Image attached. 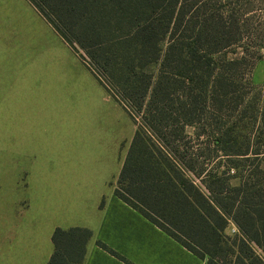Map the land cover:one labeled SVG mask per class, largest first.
<instances>
[{"label":"trees","instance_id":"trees-1","mask_svg":"<svg viewBox=\"0 0 264 264\" xmlns=\"http://www.w3.org/2000/svg\"><path fill=\"white\" fill-rule=\"evenodd\" d=\"M30 2L136 126L116 195L209 264H264V88L246 53L264 0ZM92 237L56 228L46 264H83Z\"/></svg>","mask_w":264,"mask_h":264},{"label":"rangeland","instance_id":"rangeland-1","mask_svg":"<svg viewBox=\"0 0 264 264\" xmlns=\"http://www.w3.org/2000/svg\"><path fill=\"white\" fill-rule=\"evenodd\" d=\"M23 3L0 0V127L5 128V135L0 133V264H36L39 259L30 260L27 252L51 256L52 234L61 222L55 182L90 178V189L80 191L85 197L65 200L69 204L63 207V213L85 210L95 189L114 191L136 130L127 111L85 65L80 55L87 54L66 44ZM18 7L22 22L17 18L8 40L7 18ZM248 49L254 53L249 63L253 85L264 88V45ZM186 130L194 132L192 126ZM227 232L234 233V227Z\"/></svg>","mask_w":264,"mask_h":264},{"label":"crops","instance_id":"crops-1","mask_svg":"<svg viewBox=\"0 0 264 264\" xmlns=\"http://www.w3.org/2000/svg\"><path fill=\"white\" fill-rule=\"evenodd\" d=\"M25 3L31 5L32 8L35 9L34 11L40 17V22L46 21L47 25L57 32L30 0H24L23 4ZM20 10L21 8L18 7L14 11V14H11L10 17L7 18V23L9 28H11L9 29L8 40L11 38L12 32L10 30L13 31L15 28L17 18H19V24L22 22L21 17L18 16ZM4 20H6L5 17ZM58 35L61 37L59 33ZM28 37L30 38L29 35ZM64 42L66 41L64 40ZM66 44L68 43L66 42ZM8 46L9 44L6 43V50ZM3 66L6 67V64ZM17 66L21 67V65ZM39 83H41V81H39ZM4 129V127H0V133L5 135ZM11 144L12 143L8 146ZM89 182H91V180L88 177L60 178L55 182L57 188L55 203L60 207L58 214L60 215L61 221L60 223H56L55 227L63 229L84 227L93 231V237L89 241L87 255L83 264H209L206 259H202L194 254L163 229L150 221L141 212L117 196L115 187L114 191H105L104 187L95 189L96 193L89 197L91 201L90 203L88 202L89 205H86L87 207L85 210H68L63 213V207L65 208V205L69 204V202L65 200L81 199L85 197V194L80 191L83 188L90 189L87 185ZM58 188L61 190L58 191ZM104 197L105 202L101 205V201ZM64 215L66 217L62 222ZM97 241L104 243L118 255L113 254L109 249L101 247L97 244ZM11 246L12 245L9 247L11 248ZM21 249V251L26 252L24 248ZM3 254V252L0 253L2 258L4 257ZM50 254H42L38 251L36 255L32 256L27 252V256L30 260L33 257L39 259L36 264H45ZM24 257L26 256L24 255ZM10 260L13 261L14 258L9 259V261ZM24 261L25 259L23 258L21 262Z\"/></svg>","mask_w":264,"mask_h":264}]
</instances>
